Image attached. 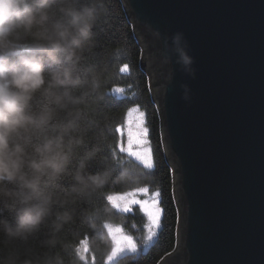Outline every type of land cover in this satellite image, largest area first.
<instances>
[{
	"label": "water",
	"instance_id": "obj_1",
	"mask_svg": "<svg viewBox=\"0 0 264 264\" xmlns=\"http://www.w3.org/2000/svg\"><path fill=\"white\" fill-rule=\"evenodd\" d=\"M123 1L180 207L176 249L160 264H264V0ZM176 32L194 77L167 59Z\"/></svg>",
	"mask_w": 264,
	"mask_h": 264
},
{
	"label": "clouds",
	"instance_id": "obj_2",
	"mask_svg": "<svg viewBox=\"0 0 264 264\" xmlns=\"http://www.w3.org/2000/svg\"><path fill=\"white\" fill-rule=\"evenodd\" d=\"M103 8L104 0H0V264H83L89 246L107 244L120 221L111 203L84 208L79 220L91 240L74 234L77 243L65 242L76 205L110 184L149 179L130 162L102 159L95 171L89 167L101 157L104 137L93 131L85 108L89 97L104 95L100 73L83 61ZM25 39L34 49L22 47ZM167 39V59L175 55L180 70L194 77L184 34Z\"/></svg>",
	"mask_w": 264,
	"mask_h": 264
},
{
	"label": "trees",
	"instance_id": "obj_3",
	"mask_svg": "<svg viewBox=\"0 0 264 264\" xmlns=\"http://www.w3.org/2000/svg\"><path fill=\"white\" fill-rule=\"evenodd\" d=\"M123 0H104V8L101 12L95 31V39L93 45L84 53V65L94 67L100 73L103 87L101 93L104 99H98L97 95L89 97L88 104L85 108L86 119L91 120L92 129L97 134L103 133V151L101 157L94 161L89 167L91 171H95L98 163L102 159H109L118 165L130 162L147 173L149 179L140 186H150L153 190L160 193L161 205L165 207L163 227L159 239L153 247L140 255L138 258L126 256L120 258L114 264H158L165 256L171 253L176 247V232L178 226V212L175 207L173 197V174L168 164V160L164 156V140L159 134L162 117L157 111L154 102L151 99V88L148 78L141 71L142 51L133 35L135 27L134 23H130V18L125 13ZM22 47H32L34 49L35 42L31 39H25L21 42ZM155 45V42L153 43ZM123 64L129 65L127 73H121L120 67ZM46 67H54L52 64H46ZM168 73L167 70H164ZM116 87L123 88L124 93L117 94L113 92ZM34 107L38 110L39 105L34 101ZM134 107H139L146 113L147 125L150 133V140L155 156L154 170L142 167L132 160H123V156L119 150L120 136H118L117 128L124 122L126 112ZM75 163V161H74ZM139 186V185H138ZM137 186H124L122 184H110L93 197L89 202H81L76 205L77 221L75 225L70 227L65 235L64 240L68 243H77L79 239L91 240L92 232L79 220L82 209L90 208L93 205L103 206L109 204L107 195L129 190ZM136 214H130L136 226H143L144 218L140 211ZM112 214L119 221L125 220L121 216L113 212ZM4 216L12 219V214L5 211ZM131 218V219H132ZM111 242L108 237V243L97 240L95 245H90L85 254L86 260L83 264H106V257L110 251ZM59 251V250H58ZM79 252V245L77 246ZM65 260H69V256L65 255Z\"/></svg>",
	"mask_w": 264,
	"mask_h": 264
},
{
	"label": "snow or ice",
	"instance_id": "obj_4",
	"mask_svg": "<svg viewBox=\"0 0 264 264\" xmlns=\"http://www.w3.org/2000/svg\"><path fill=\"white\" fill-rule=\"evenodd\" d=\"M129 71V65L123 64L120 67L121 73H127ZM124 89L120 87H116L113 89L114 93L121 94L124 93ZM134 113H138L137 116H133ZM129 117V127L127 129V144L128 147L125 149L123 146H120V151H127L130 156L135 157L137 160L141 161L144 167L151 169L153 167L152 160L150 154L146 150L134 151L133 145H142L146 143L143 139L148 133V129L143 127L144 123V113L140 112L138 108L134 107L128 112ZM135 123L136 128L135 131L132 128V124ZM121 129L117 128V132H120ZM138 192L141 194H147V188H140ZM159 192L153 194L149 199H139L137 198L136 193H125L120 196L107 195V201L111 203L114 208L119 209L123 212H128L131 210L132 205H139L140 208L146 214L149 221V231L150 235L148 236V240L152 239V235L155 234L154 230L159 228L160 226V216L162 210L159 207ZM123 202V203H121ZM113 239L116 241V247L113 249V253L107 259L111 261L114 257L117 256L118 253L124 251H137V245L134 242L131 236H126L123 234V230L121 228L112 229Z\"/></svg>",
	"mask_w": 264,
	"mask_h": 264
},
{
	"label": "rangeland",
	"instance_id": "obj_5",
	"mask_svg": "<svg viewBox=\"0 0 264 264\" xmlns=\"http://www.w3.org/2000/svg\"><path fill=\"white\" fill-rule=\"evenodd\" d=\"M131 23V22H130ZM151 91H152V88H151ZM153 92V91H152ZM139 109L140 112H143L144 113V123H143V127H146L148 129V125H147V116H146V113L141 110L139 107H136ZM132 109V108H131ZM129 109L127 112H126V116H125V121H124V124L122 125V127L120 128L121 129V141H120V146H123L125 149H127L128 147V144H127V129L129 127V117H128V112L131 110ZM138 113H134L133 116H137ZM132 128L133 130L135 131V128H136V125L135 123H133L132 125ZM143 139L146 141V143L142 144V145H133V150L134 151H141V150H146L150 156H151V160H152V164L154 166V157H153V150H152V144L150 142V139H149V135L147 133V135L145 137H143ZM164 140V139H163ZM124 153L130 157L131 159L139 162L140 164L143 165V163L139 160H137L135 157L133 156H130L128 154L127 151H124ZM169 161V159H168ZM169 164L171 165L170 161H169ZM146 168V167H145ZM153 168V167H152ZM151 168V169H152ZM149 169V168H147ZM140 188H147L148 189V193L147 194H141L138 192V189ZM136 193L137 194V198L139 199H149L153 194L157 193L158 191H154L152 190V188H149V187H139V188H134V189H130L128 190L127 192H124V193H120V194H117V195H114V196H120V195H123L125 193ZM158 200H159V207L160 209L162 210L161 208V205H160V193H159V197H158ZM123 203V202H121ZM139 208L140 210V213L141 215L143 216L144 218V224L143 226H136L135 223H133L132 220L130 221H126V220H121L122 221H126L127 223L124 224V223H119V227L123 230V234L126 235V236H131L134 240V242L136 243L137 245V251L136 252H131V251H124V252H121V253H118L116 257H114L111 261H108V255L111 253V249L116 247V241L111 237L109 236L110 238V241H111V248H110V251L106 257V264H114L115 262H117L120 258H123V257H126V256H130V255H140L141 253H147L148 250L151 248V246L157 241V239L159 238V235L161 233V230H162V219H163V211L161 212V216H160V226L159 228H156L154 230L155 234L152 235V239L151 240H148V236L150 235V231H149V221H148V218L146 216V214L144 213V211L140 208L139 205H132L131 206V210L128 211V212H123L119 209H116V208H113V210L115 211V213L119 216H127L129 214H131L136 208ZM142 230L144 231V234L142 233ZM177 238V236H176ZM176 245H177V242H176ZM86 260V257L85 259Z\"/></svg>",
	"mask_w": 264,
	"mask_h": 264
},
{
	"label": "bare ground",
	"instance_id": "obj_6",
	"mask_svg": "<svg viewBox=\"0 0 264 264\" xmlns=\"http://www.w3.org/2000/svg\"><path fill=\"white\" fill-rule=\"evenodd\" d=\"M125 10V9H124ZM126 13V12H125ZM133 35L135 36V38H136V40L138 41V44H139V46H140V48H141V43H140V41H139V38L137 37V35H136V33L134 32L133 33ZM141 67H142V69H141V71L143 72V73H145L146 75H147V78H148V74H147V72H146V70H145V68H144V66H143V64H142V62H141ZM148 82H149V80H148ZM149 86H150V88H152V85L150 84V82H149ZM151 99H152V101L154 102V104H155V107H156V109H157V111H159V109H158V105H157V102H156V100H155V97H154V94H153V92L151 91ZM125 116H126V114H125ZM124 121H125V117H124ZM123 124H124V122H123ZM122 124V125H123ZM122 125L121 126H119L118 128L120 129L121 127H122ZM160 131H159V134L161 135V137H163V130H162V124L160 125ZM119 134H118V136H120V141H121V131L120 132H118ZM148 135H149V139H150V133H149V130H148ZM163 139H164V137H163ZM150 142H151V140H150ZM120 145V144H119ZM164 148H165V145H164ZM119 150H120V146H119ZM152 150H153V147H152ZM121 152V151H120ZM165 152V154H164V156L166 157V159L168 160V156H167V153H166V151H164ZM122 153V155L123 156H120L121 158H123V160H132L133 162H137V161H135V160H133V159H131L130 157H128L124 152H121ZM153 157H154V166H153V168L152 169H149V170H154V168H156V165H155V156H154V153H153ZM139 165H141L142 166V164H140L139 162H137ZM168 164H169V161H168ZM169 166H170V169H171V171H172V174H173V176H174V173H173V168H172V165H170L169 164ZM142 167H144V166H142ZM145 168V167H144ZM139 187H149V188H151L150 186H137V187H134V188H139ZM134 188H132V189H134ZM130 190V189H129ZM153 190V189H152ZM128 190H122V191H119V192H114V193H111V194H109V195H117V194H120V193H124V192H127ZM154 191H156V190H154ZM173 197H174V203H175V207H176V209H177V212H178V214H177V216H178V226H179V215H180V207H179V202H178V197H177V194H176V190H175V187H174V180H173ZM162 196V195H161ZM161 196H160V198H161ZM110 204V203H109ZM160 205H161V200H160ZM111 206V205H110ZM161 208H162V211H163V216H164V212L166 211L165 210V207H163L162 205H161ZM113 210V209H112ZM135 211H137V212H139L140 210H139V208L137 207L131 214H136V212ZM113 212L115 213V211L113 210ZM130 215V214H129ZM129 215H127V216H122V218L123 219H125L126 221H130V220H132L133 221V223H135V221H134V219L132 218V217H134V215L133 216H130V217H128ZM132 218V219H131ZM164 218V217H163ZM163 220L164 219H162V227H163ZM126 221H120L121 223H124V224H126L127 222ZM178 226H177V231H178ZM138 227V226H137ZM162 231V230H161ZM142 233L144 234V231L142 230ZM161 234V233H160ZM176 236H177V232H176ZM159 237H160V235H159ZM159 239V238H158ZM157 239V240H158ZM176 240H177V238H176ZM111 242V241H110ZM177 242V241H176ZM156 243V242H155ZM154 243V244H155ZM153 244V245H154ZM153 246H151V248H152ZM150 248V249H151ZM149 249V250H150ZM175 249H176V247H175ZM174 249V250H175ZM148 250V251H149ZM173 250V251H174ZM172 251V252H173ZM171 252V253H172ZM148 253V252H147ZM171 253H169V254H171ZM144 254V253H143ZM142 253L140 254V255H143ZM146 254V253H145ZM168 254V255H169ZM85 255V254H84ZM140 255H130V256H132V258H138ZM167 255V256H168ZM167 256H165V257H167ZM164 257V258H165ZM163 258V259H164ZM162 259V260H163ZM161 260V261H162ZM161 261L158 263V264H160L161 263Z\"/></svg>",
	"mask_w": 264,
	"mask_h": 264
}]
</instances>
